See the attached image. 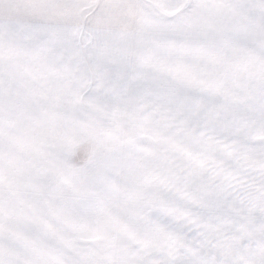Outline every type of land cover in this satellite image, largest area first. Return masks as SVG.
Wrapping results in <instances>:
<instances>
[{
  "label": "snow or ice",
  "instance_id": "1",
  "mask_svg": "<svg viewBox=\"0 0 264 264\" xmlns=\"http://www.w3.org/2000/svg\"><path fill=\"white\" fill-rule=\"evenodd\" d=\"M0 264H264V0H0Z\"/></svg>",
  "mask_w": 264,
  "mask_h": 264
}]
</instances>
